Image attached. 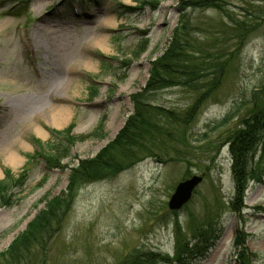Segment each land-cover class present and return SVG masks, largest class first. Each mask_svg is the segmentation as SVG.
I'll use <instances>...</instances> for the list:
<instances>
[{"label": "rangeland", "instance_id": "obj_1", "mask_svg": "<svg viewBox=\"0 0 264 264\" xmlns=\"http://www.w3.org/2000/svg\"><path fill=\"white\" fill-rule=\"evenodd\" d=\"M78 1L0 0V149L18 157L13 167L0 155V179L5 170L17 175L29 156L38 152L34 139L45 144L50 130H63L71 122L73 137L92 134L74 143L71 156H96L132 114L129 96L144 87L150 61L162 54L179 21V0H151L152 5L135 0ZM119 4L137 9L122 14ZM224 4L226 13L240 21H253L252 11L260 6L264 11V3L256 1ZM190 15L191 21L201 23L220 19L212 10H194ZM77 18L88 23L82 25L74 21ZM104 18H111L112 25L106 26ZM40 21L42 30L36 28ZM261 24L189 124L152 114L155 124L143 154L131 163L116 157L120 170L106 169L97 180L81 185L60 230L45 248L32 251L19 264H125L143 253L171 257L180 240L209 224L222 226L221 235L205 258L191 264H239L234 246L238 231L246 252L253 255L249 264H264V143L254 159L262 170L260 181L247 183L237 214L231 208L235 190L227 142L230 132L242 128L241 119L254 104L264 112ZM57 25L58 34L46 32ZM87 39L100 40L103 50L85 43ZM143 39L144 49L135 58ZM66 78L65 89L60 85ZM89 87L94 88L93 97ZM53 90L59 91L60 103L46 95ZM193 95L173 87L152 94L149 102L180 116L193 103ZM42 101L65 108L58 127L42 116ZM61 163L68 167L46 172L40 157L29 161L27 182L21 192H13L19 201L0 209V253L43 209L44 197L66 191L69 168L76 160ZM192 176L201 177V183L182 209L170 211L167 202L175 186Z\"/></svg>", "mask_w": 264, "mask_h": 264}, {"label": "trees", "instance_id": "obj_2", "mask_svg": "<svg viewBox=\"0 0 264 264\" xmlns=\"http://www.w3.org/2000/svg\"><path fill=\"white\" fill-rule=\"evenodd\" d=\"M79 2L78 0H70ZM86 3L91 0H85ZM93 1V0H92ZM95 1V0H94ZM139 5H152L151 0H135ZM256 1L263 4L264 0H179L178 19L172 31L171 38L160 56L150 61L148 77L144 87L129 96L133 111L127 117L123 127L115 138L93 158L79 159L70 154L76 141L85 140L91 135L73 137L70 131L71 122L60 131L50 130V141L43 144L39 140L32 142L38 148L34 156H29L23 169L13 175L9 170L4 171L0 179V209L11 208L19 201V195L13 192L21 189L28 180L27 166L30 160L40 157L44 162L46 172L53 169L67 168L61 162L76 160V165L69 168L66 191L51 198L44 197L41 202L44 207L25 226V229L13 238L8 247L0 253V264H19L36 249H43L62 227L66 213L75 197L77 189L86 183L97 180L106 169L114 171L121 167L114 163L115 158L134 160L137 154H143L144 145L155 122L151 115L165 117L169 121L189 124L197 115L205 101L218 89L223 82L230 66L237 58L236 53L241 49L250 35L264 22L262 7L252 11L253 21H240L227 14L226 2ZM89 5V4H88ZM122 14L135 11L123 4H119ZM194 10H212L219 14L218 21H191L190 13ZM257 24V25H256ZM219 47L227 45L225 49ZM146 43L143 39L138 52L133 53L137 58ZM223 54V55H220ZM224 58V60L222 59ZM173 87H183L194 94L193 103L182 113L171 112L157 107L149 102L152 94ZM88 93L93 97L94 88L89 87ZM254 94L252 98L254 100ZM254 104V109L241 119L242 128L230 132L228 150L232 158V177L235 190V201L231 203L234 213L240 214L244 191L247 183L252 179L259 182L262 170L259 163L254 162L259 144L264 143L262 121L264 112ZM98 135V131L93 136ZM153 134L151 139H153ZM262 146V145H261ZM264 152V149L262 150ZM44 173L42 182L47 178ZM253 175V176H252ZM233 204V205H232ZM222 232V226L207 225L198 230L191 238L180 240L176 244L174 254L168 255L141 254L128 260L125 264H191L207 256L214 247ZM234 246L237 251L238 263L249 264L253 256L244 248V237L241 232L235 233ZM252 259V258H251Z\"/></svg>", "mask_w": 264, "mask_h": 264}, {"label": "bare ground", "instance_id": "obj_3", "mask_svg": "<svg viewBox=\"0 0 264 264\" xmlns=\"http://www.w3.org/2000/svg\"><path fill=\"white\" fill-rule=\"evenodd\" d=\"M40 5L37 4L36 5V8L39 7ZM39 10V9H38ZM36 12H39V11H36ZM74 19V17H72ZM72 19V20H73ZM92 20V19H91ZM74 21H80L79 23H81L82 25H86L88 22H86L85 20H82V19H75ZM103 23L106 24V26H110L112 25V19L111 18H104L102 19ZM43 21H40L38 24H37V29H41L42 30V23ZM72 22H67L65 25V30L68 28V24L70 25ZM53 27V26H51ZM59 25H57L56 27H53L51 28V30L47 29L46 32H51L52 34H54V32L56 31L57 34L59 33ZM53 29V30H52ZM55 29V30H54ZM55 32V34H56ZM85 43H88V44H91L93 46H99V49L103 50V46H102V42L100 40H92V39H87V41ZM85 66H87L86 63H83ZM83 64L81 66H83ZM71 73V72H70ZM69 84V80L67 81V78L64 79L62 82H61V85L60 87L62 88H67ZM63 90V89H61ZM49 99H59V91L57 90H53V91H49L47 92L46 94ZM56 102L60 103V99L57 100ZM41 109H42V116L47 119V120H50V123L52 124V126L54 127H58L60 125L61 122H63V120L65 119V116H66V111L64 110L65 108H62V107H58L57 105H53V104H50L48 103L47 101H42V105H41ZM35 134L40 137L41 134L38 132V131H35ZM0 155H3L5 156V159H6V163L9 165V166H17L18 164V157L15 153L11 152V150L9 149H0Z\"/></svg>", "mask_w": 264, "mask_h": 264}, {"label": "water", "instance_id": "obj_4", "mask_svg": "<svg viewBox=\"0 0 264 264\" xmlns=\"http://www.w3.org/2000/svg\"><path fill=\"white\" fill-rule=\"evenodd\" d=\"M262 127L264 131V124L262 125ZM201 181V177L192 176L186 180L179 182L175 186L167 202V208L170 211H179L180 209H182L183 206L188 203L193 191L201 183Z\"/></svg>", "mask_w": 264, "mask_h": 264}]
</instances>
